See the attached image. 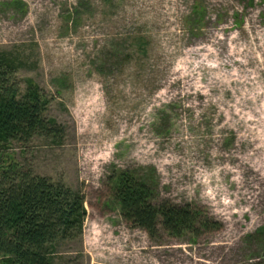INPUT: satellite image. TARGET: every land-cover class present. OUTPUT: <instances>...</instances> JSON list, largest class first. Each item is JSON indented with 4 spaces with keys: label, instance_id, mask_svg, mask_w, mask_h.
Masks as SVG:
<instances>
[{
    "label": "rangeland",
    "instance_id": "rangeland-1",
    "mask_svg": "<svg viewBox=\"0 0 264 264\" xmlns=\"http://www.w3.org/2000/svg\"><path fill=\"white\" fill-rule=\"evenodd\" d=\"M0 50L64 128L3 159L84 198L54 264L263 263L264 0H0ZM119 170L219 225L151 239L119 215Z\"/></svg>",
    "mask_w": 264,
    "mask_h": 264
},
{
    "label": "trees",
    "instance_id": "trees-1",
    "mask_svg": "<svg viewBox=\"0 0 264 264\" xmlns=\"http://www.w3.org/2000/svg\"><path fill=\"white\" fill-rule=\"evenodd\" d=\"M20 56L0 50V264H54L59 241L82 233L84 198L79 189L3 159L1 148L11 142L25 146L41 137L57 143L64 135L63 126L44 114L48 99L38 85L27 79L21 90L15 71L26 61ZM109 181L120 217L151 239L219 225L190 205L154 202L147 183L126 170L112 171Z\"/></svg>",
    "mask_w": 264,
    "mask_h": 264
}]
</instances>
